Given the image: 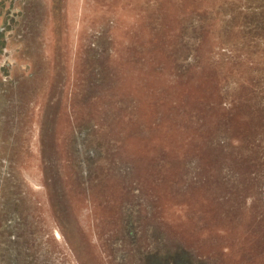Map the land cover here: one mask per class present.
Returning a JSON list of instances; mask_svg holds the SVG:
<instances>
[{"label":"rangeland","instance_id":"obj_1","mask_svg":"<svg viewBox=\"0 0 264 264\" xmlns=\"http://www.w3.org/2000/svg\"><path fill=\"white\" fill-rule=\"evenodd\" d=\"M0 264H264V0H0Z\"/></svg>","mask_w":264,"mask_h":264}]
</instances>
